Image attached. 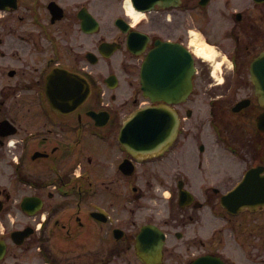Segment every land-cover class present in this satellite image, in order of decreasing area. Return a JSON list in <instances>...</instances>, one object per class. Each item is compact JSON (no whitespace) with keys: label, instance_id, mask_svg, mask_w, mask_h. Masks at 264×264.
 Instances as JSON below:
<instances>
[{"label":"flooded vegetation","instance_id":"af4514ba","mask_svg":"<svg viewBox=\"0 0 264 264\" xmlns=\"http://www.w3.org/2000/svg\"><path fill=\"white\" fill-rule=\"evenodd\" d=\"M126 1L0 0V264H264V207L221 203L264 180V0H159L138 19ZM155 47L178 126L143 154L119 138L151 104Z\"/></svg>","mask_w":264,"mask_h":264},{"label":"water","instance_id":"95a60500","mask_svg":"<svg viewBox=\"0 0 264 264\" xmlns=\"http://www.w3.org/2000/svg\"><path fill=\"white\" fill-rule=\"evenodd\" d=\"M136 9H151L156 0H131ZM143 1V5L138 4ZM163 51L167 52L169 44H164ZM158 48L154 49L148 56L144 66L142 65L140 78L141 89L151 102L158 100L157 75H158ZM144 73V75H143ZM252 81L256 87V94L259 101L264 106V53L257 59L251 69ZM88 89H84L85 95ZM164 99H167L166 97ZM177 100V99H176ZM243 105V104H240ZM177 126V117L174 113L167 114L162 112L156 105L148 106L137 110L124 123L121 134V142L124 143L125 137L129 136L135 145L143 143V152L146 150L155 151L164 148L174 137ZM250 171L245 179L230 193L222 197V204L230 208L241 206H255L264 204V195H251L252 189L264 191V181H253ZM209 260L210 259H206ZM212 264H221L216 259H211ZM193 264H204V259H199Z\"/></svg>","mask_w":264,"mask_h":264},{"label":"bare ground","instance_id":"6f19581e","mask_svg":"<svg viewBox=\"0 0 264 264\" xmlns=\"http://www.w3.org/2000/svg\"><path fill=\"white\" fill-rule=\"evenodd\" d=\"M126 7H127L128 12L130 14H132L134 18L138 19V18H140L142 16L141 13H138V12H136V11L133 10V8L131 7V4H130V1L129 0L126 1Z\"/></svg>","mask_w":264,"mask_h":264},{"label":"rangeland","instance_id":"374dc122","mask_svg":"<svg viewBox=\"0 0 264 264\" xmlns=\"http://www.w3.org/2000/svg\"><path fill=\"white\" fill-rule=\"evenodd\" d=\"M165 200L166 199H164V202H165ZM263 248H264V246H263ZM243 252L246 253V252H248V250L246 248H244Z\"/></svg>","mask_w":264,"mask_h":264}]
</instances>
